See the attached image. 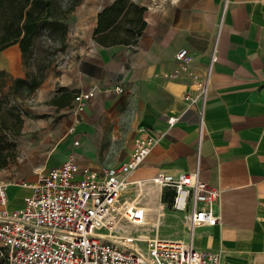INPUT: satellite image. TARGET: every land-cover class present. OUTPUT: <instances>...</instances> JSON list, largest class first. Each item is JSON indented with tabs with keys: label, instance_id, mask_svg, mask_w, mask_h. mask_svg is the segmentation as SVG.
<instances>
[{
	"label": "crops",
	"instance_id": "1",
	"mask_svg": "<svg viewBox=\"0 0 264 264\" xmlns=\"http://www.w3.org/2000/svg\"><path fill=\"white\" fill-rule=\"evenodd\" d=\"M113 1L75 0L66 13L72 35L65 42L72 54L61 74L46 78L39 90L40 98L51 99L57 120L44 129L54 139L51 148L32 147L45 155L36 170L57 166L72 155L79 164L101 171L127 161L135 139L152 133L157 140L128 174L123 199L131 202L138 189L146 199L138 203L146 208L156 199L144 196L158 172L178 174L199 167L200 178L221 189L220 219L197 227L193 236L178 210L186 227L182 237L162 235L154 224L140 228L147 235L192 238L198 248L221 250L222 264H264V0H130L147 7L143 33L135 44H101L94 38L98 14ZM217 32L219 58L198 160L199 117L184 94L194 90L192 72L203 71ZM181 48L195 56L190 66L176 60ZM18 50L22 56L15 43L0 54L10 64L11 53ZM177 69L178 77L166 76ZM118 85L123 92L115 89ZM90 90L94 96L77 113L75 96ZM170 116L177 117L173 124ZM0 182H9V209L20 208L32 193L12 178L0 176ZM163 191L159 201L164 210H175L162 200Z\"/></svg>",
	"mask_w": 264,
	"mask_h": 264
},
{
	"label": "built area",
	"instance_id": "2",
	"mask_svg": "<svg viewBox=\"0 0 264 264\" xmlns=\"http://www.w3.org/2000/svg\"><path fill=\"white\" fill-rule=\"evenodd\" d=\"M175 58L186 66L195 60L187 48L179 49ZM218 58L217 32L203 71L192 72L194 90L184 94L199 117L198 160L207 128L209 88ZM166 76L176 78L179 71ZM115 89L124 91L120 85ZM93 96V90L77 94L76 112H82ZM168 120L173 124L177 117L170 116ZM73 130L74 126L70 127ZM156 140L152 133L137 137L127 161L101 171L79 164L70 155L61 164L41 170L35 182H23L32 186L33 191L24 197L20 208L7 207L9 182H0V264H222L221 250L198 248L192 238L147 235L140 228L146 225V208L123 199L129 185L128 174L147 158ZM151 182L174 191L172 206L184 213L191 236L197 227L219 221L221 189L202 180L199 167L178 174L160 171ZM181 191H186L185 204L178 209L175 205ZM124 220L140 225L139 230L127 231L122 227Z\"/></svg>",
	"mask_w": 264,
	"mask_h": 264
},
{
	"label": "trees",
	"instance_id": "3",
	"mask_svg": "<svg viewBox=\"0 0 264 264\" xmlns=\"http://www.w3.org/2000/svg\"><path fill=\"white\" fill-rule=\"evenodd\" d=\"M75 0L64 5L63 0H0V51L10 45L19 43L23 63L29 67L34 55V48L24 37L25 28L39 24L45 19L50 20V32L56 33L65 42L69 25L66 13L71 10ZM147 7L130 0H114L107 4L98 14V25L94 38L101 44L124 42L135 44L146 28L144 14ZM48 35V34H47ZM49 38L52 39L50 35ZM5 69L0 70V168L8 165L17 156L15 135L21 134L24 124L23 113L28 111L23 105L13 102L9 94L16 95L26 88L27 93H33L45 80V74L39 71H29L25 76H12L8 92L2 93L7 84ZM62 98V97H61ZM60 103L62 100L53 99ZM64 101V100H63ZM5 106L7 112H2ZM174 191L164 189L162 200L170 205L174 201Z\"/></svg>",
	"mask_w": 264,
	"mask_h": 264
},
{
	"label": "rangeland",
	"instance_id": "4",
	"mask_svg": "<svg viewBox=\"0 0 264 264\" xmlns=\"http://www.w3.org/2000/svg\"><path fill=\"white\" fill-rule=\"evenodd\" d=\"M47 34L53 40H49ZM67 35L70 37L72 33H67ZM24 37L34 48V55L30 59L29 67L23 63L19 50L11 53L12 61L10 64L5 63V56L0 54V70L5 69L7 72V76L4 78L7 84L2 89L3 94L8 92L12 76H25L29 71H39L40 69L45 74V79L52 78L53 80L61 74L65 64L71 59L72 51L69 50L67 43L62 41L58 34L50 32L49 19H45L36 25L27 26ZM52 80L48 81V84L52 83ZM41 88L43 85L30 94L27 93L26 88L21 89L16 95L9 94L10 100L23 105L28 114L23 113L24 124L21 134L13 137L17 143V156L14 160H10L8 165L0 168V176L27 183L35 181L38 177L39 171L36 170L37 167L35 166L41 164L45 155L39 154L38 149L34 150L32 147H39L42 149L41 151H47L51 148L54 139L47 137L44 129L52 127L53 122L57 120V114L51 112L53 109L51 99L39 97ZM1 111L6 113L8 110L3 106ZM27 123L30 126L29 129L25 128ZM133 191L135 190L133 189ZM176 211L171 207L166 211L164 210L161 224L155 226L158 230L160 229V234L173 237L183 236L186 227L183 217ZM156 217L158 216L154 215L153 218L149 219L150 221L158 219ZM131 230H135V228L132 227Z\"/></svg>",
	"mask_w": 264,
	"mask_h": 264
},
{
	"label": "bare ground",
	"instance_id": "5",
	"mask_svg": "<svg viewBox=\"0 0 264 264\" xmlns=\"http://www.w3.org/2000/svg\"><path fill=\"white\" fill-rule=\"evenodd\" d=\"M25 186H29L32 188V186H30V185H25ZM32 191H33V188H32ZM138 191L139 190L137 189L136 198L131 199L130 203L146 201V199L141 197L142 195H139L140 193H138ZM159 192H160V187L155 186V185H150L148 188V191H146V194H145L146 196H144V197L150 196V197H155L156 199L153 201V203L151 205H147V207H146L147 215L144 218L145 224H154L155 226H158L159 224H161L162 215H163L165 208H164V205L159 201ZM141 193H142V191H141ZM185 197H186V191H181L180 195L178 196L176 205H175L176 208L182 209L184 207ZM154 215H157L158 217H156V218H158V219L150 221V219L153 218ZM122 225L127 231H131L132 227H134L135 229L140 227V225L133 224L128 220L123 221Z\"/></svg>",
	"mask_w": 264,
	"mask_h": 264
}]
</instances>
